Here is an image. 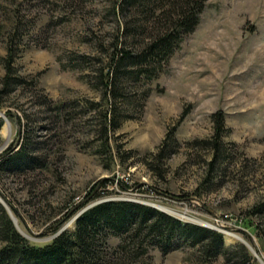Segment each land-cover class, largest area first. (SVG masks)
Returning a JSON list of instances; mask_svg holds the SVG:
<instances>
[{"label": "rangeland", "instance_id": "obj_1", "mask_svg": "<svg viewBox=\"0 0 264 264\" xmlns=\"http://www.w3.org/2000/svg\"><path fill=\"white\" fill-rule=\"evenodd\" d=\"M52 1H64L68 11L52 10L51 1L16 0L36 19L16 65L21 75L38 78V88L21 87L0 99V153L21 140L25 113L33 120L34 139L46 146L37 152L48 156L44 168L0 177V203L15 218L9 215L16 230L43 244L63 228L72 231L74 216L89 206L127 199L164 208L183 221H200L220 232L224 245L236 246L226 260L200 263L192 248L165 254L150 249L134 264H264V217L248 215L264 198V0H206L164 70L155 79L127 84L121 108L129 117L108 132L106 153L99 151L105 142L99 131L104 105L82 108L86 101H102L101 91L80 78L94 74V67L63 69L59 59L76 52L97 57L95 68L104 66L100 48H107L117 30L112 2ZM14 7L11 0H0V56ZM62 14L72 19L55 23ZM3 73L0 64V78ZM36 94L54 104L76 100L72 111L86 113L54 122ZM215 112L225 131L223 158L210 167V149L198 140L210 137ZM168 131L175 143L157 158ZM222 231L248 246L234 238L226 242ZM117 242L109 241V255ZM238 245L246 259L238 257Z\"/></svg>", "mask_w": 264, "mask_h": 264}, {"label": "trees", "instance_id": "obj_2", "mask_svg": "<svg viewBox=\"0 0 264 264\" xmlns=\"http://www.w3.org/2000/svg\"><path fill=\"white\" fill-rule=\"evenodd\" d=\"M41 1H51L52 10L60 7L64 12L68 11L69 5L64 1H55L58 4L52 0ZM205 1L111 0L109 10L116 19L117 30L112 34L107 48H100L105 54L101 60L104 66L95 68L97 57L76 52H68L64 60L59 59L63 69L83 70L87 65L95 69L94 74H83L80 78L91 88L101 91L102 103L89 100L82 106L90 111L104 105L99 131L104 135L105 142L99 151H109L108 132L115 131L129 117L121 108V104L127 101V84L155 79L164 70L179 43L197 24ZM11 2L15 7L9 11L12 21L7 30L6 52L0 56L4 71L0 78V99L21 87L30 91L38 88V78L28 79L21 75L16 65V59L26 43L25 38L31 35L36 19L28 18L16 0ZM71 19V14H62L55 23L64 24ZM36 97L37 103L44 106L45 111L54 113L51 117L54 122L59 119L67 122L76 115L86 113L82 108L72 111L79 106L76 100L54 104L45 95L36 94ZM211 117L213 128L210 137L198 140L200 146L210 149V167L223 158L221 137L225 132L221 114L215 112ZM24 118L25 129L21 140L0 153V177L46 166V152H37L46 146L34 139L30 116L24 113ZM171 140L172 133L168 131L157 147V158L166 156L171 143H175ZM248 215L264 217V198L251 206ZM111 239L118 242L109 255ZM232 247L236 246L223 244L222 235L216 230L175 218L143 202L127 199L96 203L78 215L72 231L63 230L49 242L36 244L16 230L0 203V264H134L147 256L150 249L165 254L184 248H192L198 262L209 263L218 256L226 260ZM237 248L241 251L238 257L246 259L243 246L238 245Z\"/></svg>", "mask_w": 264, "mask_h": 264}, {"label": "water", "instance_id": "obj_3", "mask_svg": "<svg viewBox=\"0 0 264 264\" xmlns=\"http://www.w3.org/2000/svg\"><path fill=\"white\" fill-rule=\"evenodd\" d=\"M102 201H104V200H102ZM99 202H101V201H99ZM98 203V202H97ZM146 204H148V203H146ZM149 205V204H148ZM150 206H152V207H154V208H156V209H158V210H161V211H164V209L162 210L161 208H157L156 206H154V205H150ZM81 213V212H80ZM80 213H78L76 216H74V218H73V221L78 217V215L80 214ZM9 215H10V217H11V219L13 220V221H15V218L9 213ZM194 223H196V224H198V225H201V226H204V224L203 223H201L200 221H193ZM64 230V228L63 229H61L60 230V232H62ZM60 232H58L57 234H59ZM21 234H22V232H20ZM239 241L244 245V246H248L244 241H242L241 239H239ZM254 254H255V251H252Z\"/></svg>", "mask_w": 264, "mask_h": 264}, {"label": "bare ground", "instance_id": "obj_4", "mask_svg": "<svg viewBox=\"0 0 264 264\" xmlns=\"http://www.w3.org/2000/svg\"><path fill=\"white\" fill-rule=\"evenodd\" d=\"M4 129H5V131H6V132H5V136H6V137L9 136V135H8V127H5ZM98 203H99V202H98ZM94 205H95V204H94ZM92 206H93V205H92ZM89 207H90V206H89ZM162 209H164V208H162ZM85 210H86V209H85ZM164 210H165V209H164ZM83 211H84V210H83ZM83 211H82V212H83ZM82 212H81V213H82ZM204 225H205V224H204ZM71 228H72V227H71ZM223 232H224V231H222V233H223ZM224 233H225V232H224ZM233 238H234V239H237V240L239 241V238L236 237V236H234V235H227L226 233H225V235H224V239H225L226 242H231V241L233 240ZM253 251H254V250H253Z\"/></svg>", "mask_w": 264, "mask_h": 264}]
</instances>
